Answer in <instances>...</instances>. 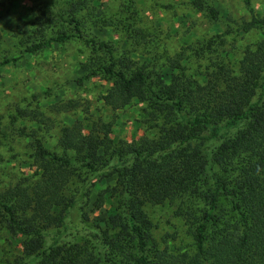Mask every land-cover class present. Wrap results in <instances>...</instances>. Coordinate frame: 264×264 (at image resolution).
Segmentation results:
<instances>
[{
    "label": "trees",
    "instance_id": "trees-1",
    "mask_svg": "<svg viewBox=\"0 0 264 264\" xmlns=\"http://www.w3.org/2000/svg\"><path fill=\"white\" fill-rule=\"evenodd\" d=\"M30 1L24 50L84 43L77 85L99 78L108 83L100 97L107 106L141 105L145 134L120 140L112 121L92 116L59 127L58 112L79 113L75 100L50 102L53 115L40 103H17L9 127L25 152L12 158L28 171L5 179L0 169V264H264V15L253 0H244L249 19L190 0L223 30L176 50L160 26L143 21L138 0L117 9L103 0ZM105 28L122 30L123 41L97 34ZM107 178L115 183L93 202L104 216L91 237L48 243ZM159 206L172 210L175 233L159 234Z\"/></svg>",
    "mask_w": 264,
    "mask_h": 264
},
{
    "label": "rangeland",
    "instance_id": "rangeland-1",
    "mask_svg": "<svg viewBox=\"0 0 264 264\" xmlns=\"http://www.w3.org/2000/svg\"><path fill=\"white\" fill-rule=\"evenodd\" d=\"M125 0H103L108 8L117 9ZM190 0H138V7L142 11L144 22L160 26L170 35L168 45L176 50L198 39H203L213 33L223 30L221 25L209 24L200 13L193 10ZM223 15H233L241 19H249L250 11L244 0H212ZM252 5L258 15H264V0H253ZM18 3V4H16ZM32 3L30 0H0V63L7 57L13 60L7 65H0V169H4L5 179H10L13 173L20 174L28 171L21 165L18 158H12L13 153L24 154L25 145L22 138L10 126V115L16 104L23 106L40 103L49 115L55 114L50 102L66 103L75 100L80 105L78 114L68 111L58 112L55 116L57 123L71 122L72 117L81 119L86 117L102 118L114 123V137L120 140L133 141L144 136L145 131L141 120L144 118L141 105H135L124 110H114L107 106L101 95L108 83L96 78L77 85V78L82 74L81 63L86 60L89 49L79 40L72 39L64 44H54L43 48L35 54L26 52V44L19 43L21 37L26 39L24 30L31 31ZM122 30L105 28L97 30V34L104 39L121 40ZM50 35V34H49ZM254 39V36L249 37ZM123 41V40H121ZM242 39L240 42H246ZM126 47L125 42L120 43ZM37 96V99L35 98ZM27 123V122H26ZM19 125H16L17 129ZM58 126L51 131L54 137L49 138L53 145L56 141ZM23 141V142H22ZM12 155V156H11ZM96 181V180H95ZM115 183L114 178L96 181L91 190L89 204L76 203L70 210L65 227L50 231L48 243L55 237L65 242L83 241L95 231V221L104 216L101 209H96L93 202L103 188ZM89 219L83 216L84 211ZM152 216L158 222L159 234L175 233L179 222L173 216L168 206L152 209ZM180 232V228L178 230ZM178 242V241H177Z\"/></svg>",
    "mask_w": 264,
    "mask_h": 264
}]
</instances>
